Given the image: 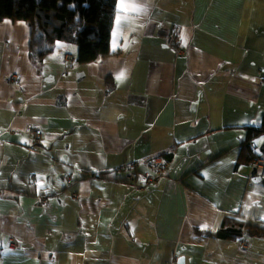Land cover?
I'll list each match as a JSON object with an SVG mask.
<instances>
[{
  "label": "crops",
  "instance_id": "1",
  "mask_svg": "<svg viewBox=\"0 0 264 264\" xmlns=\"http://www.w3.org/2000/svg\"><path fill=\"white\" fill-rule=\"evenodd\" d=\"M125 3L141 11L117 1L113 54L90 63L0 19V264H264V236L205 232L264 227L241 157L264 138V0ZM160 154L168 176L143 190L114 172Z\"/></svg>",
  "mask_w": 264,
  "mask_h": 264
},
{
  "label": "trees",
  "instance_id": "2",
  "mask_svg": "<svg viewBox=\"0 0 264 264\" xmlns=\"http://www.w3.org/2000/svg\"><path fill=\"white\" fill-rule=\"evenodd\" d=\"M117 1L0 0V19L25 21L32 28L33 43H40L43 37V47L47 51L57 41L76 44L77 61L90 63L113 54L111 35ZM46 48L42 49V53ZM249 131L251 137L264 135V116L262 125L250 128ZM241 157L246 158L248 164H253L258 158L255 150L246 142L243 143ZM205 232L223 239L243 240L245 233L264 236V227L245 223L243 219L235 216H227L217 230Z\"/></svg>",
  "mask_w": 264,
  "mask_h": 264
},
{
  "label": "built area",
  "instance_id": "3",
  "mask_svg": "<svg viewBox=\"0 0 264 264\" xmlns=\"http://www.w3.org/2000/svg\"><path fill=\"white\" fill-rule=\"evenodd\" d=\"M166 43L174 53H178L180 50L174 46L175 37L169 35L166 37ZM70 60V56L67 55L64 63ZM26 131L36 138L42 136V129L36 127L33 123L26 125ZM253 167L257 168L259 175L264 177V155L258 157L253 162ZM171 166V160L165 154H160L152 157L143 158L140 160H132L125 164L118 166L114 169V172L123 174L124 181L133 186L135 189L143 190L146 187L156 184L161 178L168 176L169 168ZM64 178L69 185L73 184V180L69 174H64ZM248 242L241 240L242 246H248ZM10 246L13 248H20L22 246L21 241L12 236L10 238Z\"/></svg>",
  "mask_w": 264,
  "mask_h": 264
},
{
  "label": "water",
  "instance_id": "4",
  "mask_svg": "<svg viewBox=\"0 0 264 264\" xmlns=\"http://www.w3.org/2000/svg\"><path fill=\"white\" fill-rule=\"evenodd\" d=\"M256 154L258 157L264 155V138L261 144L256 148ZM251 180L256 184H261L264 186V177L258 174L256 167H253L251 170Z\"/></svg>",
  "mask_w": 264,
  "mask_h": 264
},
{
  "label": "snow or ice",
  "instance_id": "5",
  "mask_svg": "<svg viewBox=\"0 0 264 264\" xmlns=\"http://www.w3.org/2000/svg\"><path fill=\"white\" fill-rule=\"evenodd\" d=\"M120 9L121 12H139L141 11V8L136 5L135 3H125V0H121V4H120ZM125 19H127V17H125ZM186 39V38H185Z\"/></svg>",
  "mask_w": 264,
  "mask_h": 264
}]
</instances>
